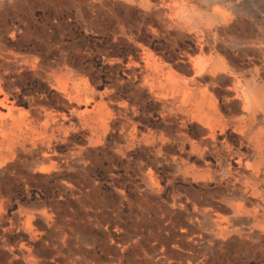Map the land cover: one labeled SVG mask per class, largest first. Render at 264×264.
Wrapping results in <instances>:
<instances>
[{"label": "bare ground", "instance_id": "6f19581e", "mask_svg": "<svg viewBox=\"0 0 264 264\" xmlns=\"http://www.w3.org/2000/svg\"><path fill=\"white\" fill-rule=\"evenodd\" d=\"M12 1L0 0V6ZM123 1L138 3L144 18L155 15L166 21L168 30L181 27L195 33L196 47L171 46L166 50L171 57L165 50L145 53L140 85L158 103L160 122L141 131L136 116H127L129 108H136L135 102L118 101L113 88L99 93L98 83L66 47L58 57L45 59L36 47H6L0 42L1 171L11 167L24 178L42 177L51 166L58 167L55 146L69 136L72 126H88L92 143L98 142L97 131L115 122L117 110L125 120L120 129L127 143L144 141L153 154L148 192L161 190L156 164L164 158L166 146L174 144L177 150L170 158L175 176L225 188L218 199L198 193L188 199L190 219L203 229L199 236L222 241L235 237L249 243L263 240L264 0H206L214 9L224 5L223 12L217 9L213 14L215 25L195 20L204 16L200 9L170 6L166 13L164 0ZM88 14L79 15L87 27L105 22L97 12ZM115 24L124 31L133 28L121 17L115 18ZM28 69L50 83L57 104L31 90L25 91V99L21 97L17 81ZM84 150L79 144L70 149L77 164L86 163ZM64 186L70 188L68 183ZM187 202L178 204L188 208ZM36 215L26 209L10 219V225L17 220L28 235L10 247L11 262L41 264L32 244L43 233L35 225ZM40 216L49 220L46 209ZM89 256L78 251L69 255L68 262L98 261L95 253Z\"/></svg>", "mask_w": 264, "mask_h": 264}, {"label": "rangeland", "instance_id": "374dc122", "mask_svg": "<svg viewBox=\"0 0 264 264\" xmlns=\"http://www.w3.org/2000/svg\"><path fill=\"white\" fill-rule=\"evenodd\" d=\"M164 2L166 13L170 6L203 10L204 16L195 20L206 24L210 20L215 25L213 14L217 9L224 11L223 4L214 9L206 0ZM91 11L105 22L87 27L79 15ZM117 17L132 25V31L116 26ZM165 25L166 21L155 15L144 18L138 3L123 0H14L0 6L1 43L36 47L45 59L58 57L66 47L98 83L99 93L113 88L118 101L135 102L136 108H129L127 116H136L141 131L160 122L158 103L140 85L145 53L197 45L194 31L181 27L168 30ZM24 72L17 81L23 99L25 91L31 90L57 104L56 91L49 82L30 69ZM114 112L115 122L97 131L98 142L92 143L88 126H72L69 136L55 146L58 167L51 166L42 177L24 178L11 167L0 168V264L22 263L21 259L10 261V247L28 235L17 220L13 225L9 222L26 209L37 214L35 225L43 232L30 242L41 264H70L69 255L78 251L88 259L95 253L97 264H264V239L249 243L235 237L222 241L199 236L203 229L190 219L188 199L197 193L218 199L225 188L175 176L170 154L176 152V145L166 146L164 158L156 164L161 190L148 192L153 154L144 141L127 143L120 129L125 120ZM78 144L85 148L83 165L70 153ZM186 202L188 208L178 204ZM43 209L48 221L40 216Z\"/></svg>", "mask_w": 264, "mask_h": 264}]
</instances>
